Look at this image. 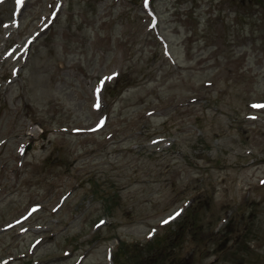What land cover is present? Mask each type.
<instances>
[{"label":"rangeland","instance_id":"obj_1","mask_svg":"<svg viewBox=\"0 0 264 264\" xmlns=\"http://www.w3.org/2000/svg\"><path fill=\"white\" fill-rule=\"evenodd\" d=\"M13 1L0 264H264V0Z\"/></svg>","mask_w":264,"mask_h":264},{"label":"snow or ice","instance_id":"obj_2","mask_svg":"<svg viewBox=\"0 0 264 264\" xmlns=\"http://www.w3.org/2000/svg\"><path fill=\"white\" fill-rule=\"evenodd\" d=\"M17 4L19 5L20 3H22V0H16ZM146 4H147V0H146ZM97 91H99V89H97ZM98 106V105H97ZM259 107H264V106H259ZM178 215V213H177ZM168 221H164V223H167Z\"/></svg>","mask_w":264,"mask_h":264},{"label":"bare ground","instance_id":"obj_3","mask_svg":"<svg viewBox=\"0 0 264 264\" xmlns=\"http://www.w3.org/2000/svg\"><path fill=\"white\" fill-rule=\"evenodd\" d=\"M180 215H181V214H180ZM180 215H179V216H180ZM179 216H178V217H179ZM175 219H176V218H175ZM175 219H173V220H175ZM170 222H171V221H170ZM170 222H169V223H170ZM151 241H152V239H151ZM151 241H150V242H151Z\"/></svg>","mask_w":264,"mask_h":264}]
</instances>
